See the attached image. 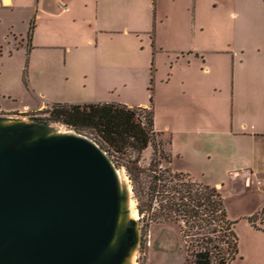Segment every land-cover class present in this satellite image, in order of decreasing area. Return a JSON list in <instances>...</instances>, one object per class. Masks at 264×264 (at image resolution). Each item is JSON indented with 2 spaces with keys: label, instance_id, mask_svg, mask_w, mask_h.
Listing matches in <instances>:
<instances>
[{
  "label": "crops",
  "instance_id": "obj_1",
  "mask_svg": "<svg viewBox=\"0 0 264 264\" xmlns=\"http://www.w3.org/2000/svg\"><path fill=\"white\" fill-rule=\"evenodd\" d=\"M5 1L0 0V7L20 9L25 25L17 32L9 22L0 41V57L18 60L10 80L18 90H0V112L5 116L53 104L148 108L150 91L145 87L152 75L154 129L164 140L172 171L219 190L227 182H243L245 193L251 184L264 183V62L262 71L255 66L256 76L251 77L246 62L233 61L231 78L225 81L219 77L215 50L172 49L161 76L162 49L155 35L119 26L123 15L134 21L150 12L149 0H143L141 11L133 10L137 0H61L65 10L59 0ZM193 6L196 16V3ZM165 18L169 20V14ZM6 72L1 67L0 77ZM126 94L139 100L131 102Z\"/></svg>",
  "mask_w": 264,
  "mask_h": 264
},
{
  "label": "water",
  "instance_id": "obj_2",
  "mask_svg": "<svg viewBox=\"0 0 264 264\" xmlns=\"http://www.w3.org/2000/svg\"><path fill=\"white\" fill-rule=\"evenodd\" d=\"M131 185L90 136L0 116V264H134Z\"/></svg>",
  "mask_w": 264,
  "mask_h": 264
},
{
  "label": "rangeland",
  "instance_id": "obj_3",
  "mask_svg": "<svg viewBox=\"0 0 264 264\" xmlns=\"http://www.w3.org/2000/svg\"><path fill=\"white\" fill-rule=\"evenodd\" d=\"M16 1L19 4H27L29 0ZM149 1L150 12L139 16L134 21L123 15L119 26L121 28L132 26L136 31H147L151 36L155 35L157 48L162 49L159 51L158 75H164L163 63L167 62L168 66V62L171 61L168 59V56L173 55L170 50L186 49L191 51L192 47L205 50L211 48L216 51L214 61L220 70V80L223 78L227 81L231 78L233 61L246 62L245 64H248V68L251 70L249 72L251 77L256 76L257 70H253L255 66L262 71V62H264V0ZM137 2L138 4L133 10L141 11L143 0H137ZM154 3L157 14L153 9ZM194 3H196V16ZM20 11L17 7L13 11L0 7V41L6 36L2 33L8 27L9 22H12L17 32L25 27L21 23ZM166 14H169V20L165 18ZM173 28L178 29L179 32L175 33ZM193 30L198 32L196 37L192 35ZM14 59L16 58H8L7 55L0 57V68L8 70L0 77V90L3 86L12 91L18 90V84L10 82L13 77L12 73L18 65V60ZM150 79H152V84H150ZM138 84L139 81L135 85L139 87ZM145 88L147 93L151 89L153 94L155 79L152 75L148 76ZM220 88H222L221 85ZM140 89L141 94H144V87ZM222 90L225 92L226 89ZM126 96L128 97L124 98H128L131 102L139 100V98L133 99L134 97L130 94H126ZM147 99L149 100V98ZM0 116H5L4 112H0ZM13 116H22L31 120L47 119L50 117V106L40 111L29 110ZM50 124L60 128H70L58 122ZM155 141L160 145L156 149L155 156L151 145L148 144L146 147L150 146L149 152L143 153L146 147L142 150L137 167L147 168L151 159L156 158L161 170L165 168L171 170L169 167L170 155L163 147L164 140L159 135ZM135 155L129 151L124 156L116 155L114 158L122 165H127L135 158ZM121 170L128 179V173L124 166L121 167ZM187 177L192 180L188 175ZM139 179L141 181L147 179L146 173H140ZM192 181L203 184L195 180ZM242 186L243 182H227L224 189H220L224 197L227 215L231 220H236L234 232L237 238V254L230 264H264V232L254 229L247 221V217L258 212L264 205V193H262L264 188L262 184L257 185L255 182V184H251L250 191L244 193ZM135 206L136 202L133 199L132 211H136L139 216ZM263 215L257 216L256 224L264 230V221H259ZM142 216V218H137L141 234L139 244L141 262L143 264H186L185 242L179 224L169 220L161 222L151 220L146 213Z\"/></svg>",
  "mask_w": 264,
  "mask_h": 264
},
{
  "label": "trees",
  "instance_id": "obj_4",
  "mask_svg": "<svg viewBox=\"0 0 264 264\" xmlns=\"http://www.w3.org/2000/svg\"><path fill=\"white\" fill-rule=\"evenodd\" d=\"M31 21L28 41L31 38ZM152 84V79H150ZM148 108L128 107L121 103L85 105L53 104L50 117L34 119L42 124L58 122L94 139L106 151L118 168L128 173L132 198L140 215L151 220L173 221L181 227L185 242L186 264H230L237 254L234 232L236 220H231L224 206L222 192L215 186L196 183L187 175L159 168V161L151 159L149 167L139 168L142 150L150 144L155 156L160 147L155 138L160 133L154 129V112L151 89ZM130 151L135 158L122 165L114 157ZM147 179L141 181L140 173ZM264 214V205L251 216L248 223L256 230L257 216ZM264 221V215L259 219Z\"/></svg>",
  "mask_w": 264,
  "mask_h": 264
},
{
  "label": "built area",
  "instance_id": "obj_5",
  "mask_svg": "<svg viewBox=\"0 0 264 264\" xmlns=\"http://www.w3.org/2000/svg\"><path fill=\"white\" fill-rule=\"evenodd\" d=\"M58 6L62 9V10H65L66 8H67V6H66V3L65 2H63V1H61V0H59L58 1ZM257 183V185H261L262 184V187H264V183H262V182H260V181H258V182H256ZM139 214V213H138ZM143 216L142 215H140L139 214V216H137V218H142ZM140 249L138 248V251H137V256L135 257V261H134V264H143L142 262H141V260H140Z\"/></svg>",
  "mask_w": 264,
  "mask_h": 264
},
{
  "label": "bare ground",
  "instance_id": "obj_6",
  "mask_svg": "<svg viewBox=\"0 0 264 264\" xmlns=\"http://www.w3.org/2000/svg\"><path fill=\"white\" fill-rule=\"evenodd\" d=\"M5 2H6V3H9V1H8V0H6Z\"/></svg>",
  "mask_w": 264,
  "mask_h": 264
}]
</instances>
